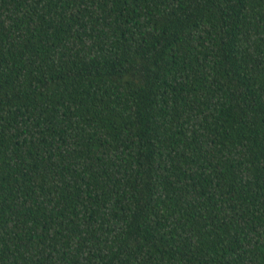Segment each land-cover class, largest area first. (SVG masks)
<instances>
[{
    "label": "trees",
    "instance_id": "1",
    "mask_svg": "<svg viewBox=\"0 0 264 264\" xmlns=\"http://www.w3.org/2000/svg\"><path fill=\"white\" fill-rule=\"evenodd\" d=\"M0 264H264V0H0Z\"/></svg>",
    "mask_w": 264,
    "mask_h": 264
}]
</instances>
